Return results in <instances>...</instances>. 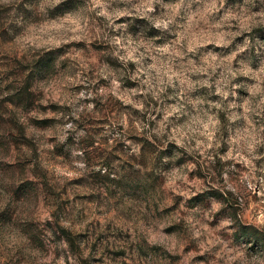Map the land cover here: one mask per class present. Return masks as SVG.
I'll list each match as a JSON object with an SVG mask.
<instances>
[{
    "label": "clouds",
    "instance_id": "1",
    "mask_svg": "<svg viewBox=\"0 0 264 264\" xmlns=\"http://www.w3.org/2000/svg\"><path fill=\"white\" fill-rule=\"evenodd\" d=\"M0 264H264V0H0Z\"/></svg>",
    "mask_w": 264,
    "mask_h": 264
},
{
    "label": "rangeland",
    "instance_id": "2",
    "mask_svg": "<svg viewBox=\"0 0 264 264\" xmlns=\"http://www.w3.org/2000/svg\"><path fill=\"white\" fill-rule=\"evenodd\" d=\"M14 101L18 103H23L25 105L29 104L31 101V97L27 94L26 88L21 89L20 92H18L17 96L13 98ZM98 179H106L103 177H98ZM131 184V180H129V185Z\"/></svg>",
    "mask_w": 264,
    "mask_h": 264
}]
</instances>
